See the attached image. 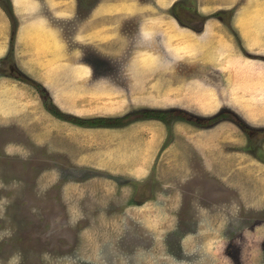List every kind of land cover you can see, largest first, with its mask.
I'll list each match as a JSON object with an SVG mask.
<instances>
[{
  "label": "rangeland",
  "instance_id": "374dc122",
  "mask_svg": "<svg viewBox=\"0 0 264 264\" xmlns=\"http://www.w3.org/2000/svg\"><path fill=\"white\" fill-rule=\"evenodd\" d=\"M96 1L72 0L76 12L63 7L69 16L59 19L58 7L51 6L58 0H35L36 12L58 30L70 60L91 71L85 82L58 81L61 88L77 92L79 100L69 114L41 83L15 69L12 60H0L1 74L28 85L30 97L38 96L24 113L8 116L6 122L0 115V264H264V124H248L256 122L251 113L243 118L234 114L250 127L249 133L233 121L213 123L212 132L226 135L212 143L218 155L240 154L244 169L240 179L236 169L226 175L214 172L211 165L217 162L194 139L211 128H200L188 103L152 104L142 90L131 98L138 85L119 77L121 66L138 49L157 51L158 37L140 39L134 30H120L122 49L113 53L109 45L78 38L87 30ZM178 1L169 8L170 16L181 27L200 32L204 23L197 29L193 24L198 21L191 17L206 16L198 13L197 3ZM0 9L14 16L10 0H0ZM219 16L228 24L225 13ZM20 76L41 85L49 103L75 117L117 118L152 109L183 111L186 119L79 127L51 115ZM2 82L6 80L0 78ZM222 111L229 117L230 110L217 113ZM255 119L264 122V116ZM227 136L238 142L223 151ZM175 163L185 170L177 172Z\"/></svg>",
  "mask_w": 264,
  "mask_h": 264
},
{
  "label": "crops",
  "instance_id": "0c3cea01",
  "mask_svg": "<svg viewBox=\"0 0 264 264\" xmlns=\"http://www.w3.org/2000/svg\"><path fill=\"white\" fill-rule=\"evenodd\" d=\"M175 1L97 0L88 12L87 30L80 32L78 38L109 45L108 51L113 53L122 49L120 30H134L140 39L142 36L153 41L158 37L157 51L138 49L119 70V77L138 85L131 98L142 90L152 104L170 107L174 102L188 103L187 108L192 110L189 111L199 117L211 116L221 109L242 118V114L251 113L256 122L248 124H264L255 119L264 116V0H195L198 13L207 17L200 32L181 27L170 16L168 10ZM10 3L16 19L10 62L24 76L41 83L54 101L57 99L68 107L65 111L69 114L79 98L76 91L74 95L71 89L61 88L58 81L85 82L91 76L90 69L70 60L58 30L36 12L35 0H10ZM51 6L58 7L57 16L61 19L69 16L63 7L70 11L74 8L76 12L78 5L72 0H58L57 4L51 2ZM219 12L225 13L228 24L222 20L224 17L213 16ZM134 16L140 18L139 23L136 24ZM129 20L131 23L126 26ZM10 35V21L0 9V60L8 58ZM0 78L6 80L0 84V115L6 122L8 116L20 115L34 106L38 96L30 97L28 85L15 82V77L0 73ZM219 124L225 126L227 122ZM212 127L206 134L194 137L198 149L203 152L201 148L206 147L204 154L217 162L211 165L214 172L217 169L226 175L236 169L234 174L243 178L244 169L238 163L240 154L224 152L228 158H221L217 145L212 143L226 140V135L212 132ZM227 139L230 141L220 147L223 151L227 146L234 148L238 142L228 136ZM175 166L179 167L175 163L173 169ZM178 170L182 172L185 167L182 165ZM242 183L246 184V180Z\"/></svg>",
  "mask_w": 264,
  "mask_h": 264
},
{
  "label": "trees",
  "instance_id": "16d2710c",
  "mask_svg": "<svg viewBox=\"0 0 264 264\" xmlns=\"http://www.w3.org/2000/svg\"><path fill=\"white\" fill-rule=\"evenodd\" d=\"M179 4L180 3L176 4L174 7H176ZM6 14L9 18L10 23H11L10 50L8 53V59H9L10 58L9 56L12 55L11 53L13 50V38L15 35V31H16V21L14 19V16L11 14L10 11H8V9H6ZM219 15H220V12L214 14L213 16L214 17H220ZM191 18L198 21L199 26L193 24V26L197 29L200 28V25L202 23H204L203 21L207 19L206 17L200 16L197 13H195V16H192ZM187 26H189V25H187ZM194 27H192V28H194ZM194 31H196V30H194ZM19 80L28 83L29 85L33 86L36 89L37 93H39V95L41 96V100L44 104V107L46 108V110L51 115L55 116L59 120L69 122V123L74 124V125L79 126V127L120 128V127H123V126L129 124L130 122H133L136 120H149V121L150 120H156V121L166 123L167 120L169 118H172L173 116H176L180 120L186 119V118H184L186 113L183 111L152 110V109H142V110H138V111H134V112H129L125 116L117 117V118H87V119H85V118L75 117L72 115L62 113L56 107H54L53 104L49 103L48 98L46 96L47 92L45 91V89L41 85L35 84L33 81L28 80L24 76H20ZM225 113L227 114V116L225 115ZM226 118L237 123L242 128L243 132L249 133V131H250L249 128L245 124H242L239 120H237V118L234 115H232L231 113H229V117H228V112H224V111L219 112L216 115H214L212 118L207 119V120H205L204 118L197 117V116L195 117V119L198 121V123H201L200 128L211 127L213 125V123L214 124L218 123L221 120L226 119ZM204 123H206L207 125H204Z\"/></svg>",
  "mask_w": 264,
  "mask_h": 264
},
{
  "label": "flooded vegetation",
  "instance_id": "af4514ba",
  "mask_svg": "<svg viewBox=\"0 0 264 264\" xmlns=\"http://www.w3.org/2000/svg\"><path fill=\"white\" fill-rule=\"evenodd\" d=\"M183 1H185V0H179L178 2H183ZM194 2H195V0H193ZM1 63H3V62H1ZM0 63V64H1ZM225 112V111H224ZM232 115H234V113H232V112H230ZM235 116V115H234ZM222 122H232L231 120H229V119H223V120H221L220 122H218V123H222ZM247 126V125H246ZM248 127V126H247ZM250 128V127H249Z\"/></svg>",
  "mask_w": 264,
  "mask_h": 264
}]
</instances>
